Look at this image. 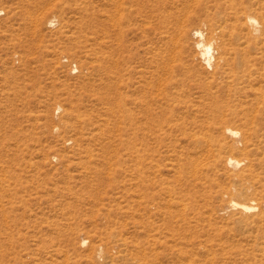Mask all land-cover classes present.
Masks as SVG:
<instances>
[{
  "label": "rangeland",
  "instance_id": "obj_1",
  "mask_svg": "<svg viewBox=\"0 0 264 264\" xmlns=\"http://www.w3.org/2000/svg\"><path fill=\"white\" fill-rule=\"evenodd\" d=\"M243 6L264 29V0H0V264H264V224L229 206L247 186L264 210Z\"/></svg>",
  "mask_w": 264,
  "mask_h": 264
},
{
  "label": "bare ground",
  "instance_id": "obj_2",
  "mask_svg": "<svg viewBox=\"0 0 264 264\" xmlns=\"http://www.w3.org/2000/svg\"><path fill=\"white\" fill-rule=\"evenodd\" d=\"M119 3V1H117ZM121 2V1H120ZM256 3V2H255ZM116 4V3H115ZM117 6V5H116ZM121 6V4H120ZM119 8V7H118ZM244 9L239 10L236 9L235 12L238 13V17L236 18L237 22V28L238 31L236 33V35L234 36L233 34V38L236 39V43L237 45H235L236 47H233V52L235 53V55H233L234 57H236L237 59V63L238 65L242 66V65H247L251 59H249V54H251L252 49H259L260 51H257V53H260V56L262 54V50L261 46H259V43H263L264 41V29L262 26L261 21L259 20V18L254 15L251 12H247V7L243 6ZM123 9V8H122ZM122 12V11H121ZM124 14V13H122ZM118 15V13H117ZM118 18H120V16H116ZM117 18V20H118ZM112 20V19H111ZM114 20V19H113ZM110 21V20H109ZM113 22V21H110ZM205 24V23H204ZM116 25V23L114 24V26ZM206 25V24H205ZM219 27V26H218ZM114 30V29H113ZM182 30V29H181ZM184 30V28H183ZM206 32V31H205ZM171 33V32H170ZM195 33L200 35L201 37H203V30L201 28H197L195 29ZM232 33V32H231ZM165 37V36H164ZM200 37V38H201ZM171 38V37H170ZM198 38V37H197ZM241 39V40H240ZM118 40V39H117ZM214 40V39H213ZM120 44L119 47L121 49L122 43L123 41L119 40ZM173 41V40H172ZM232 42V41H231ZM173 43V42H172ZM197 47L200 49L202 56L205 58L206 63H211L212 58H213V48L215 46H213V41H205L204 39L198 40L197 41ZM218 48L220 49L219 54L217 56V66H220L223 64V62H228L229 58L228 55L229 53H232V51H229V48L227 47V45H225V43L223 44L218 43ZM119 49V48H118ZM165 53V52H164ZM163 54V53H162ZM156 56V55H155ZM151 57V56H150ZM163 57V56H162ZM161 57V58H162ZM248 61V63H247ZM108 62V61H107ZM165 62V60H164ZM169 63V62H168ZM118 64V63H117ZM213 64V63H212ZM165 65V64H164ZM170 66V64H169ZM208 66V65H207ZM106 67H110L109 65H107ZM216 69V67H214ZM248 68V67H247ZM246 68V69H247ZM170 69V68H169ZM109 70H111V68H109ZM244 70V69H243ZM216 71V70H215ZM213 72V70H212ZM260 73V72H259ZM214 74V73H213ZM217 74V73H216ZM241 78V77H240ZM239 78V79H240ZM246 77H244L245 79ZM237 79V78H236ZM247 79V78H246ZM249 79V78H248ZM236 88V87H235ZM260 88V87H259ZM264 96V95H263ZM113 99V98H112ZM117 102V101H116ZM120 102V101H119ZM115 103V102H114ZM123 104V103H122ZM60 108V107H59ZM255 117V116H254ZM220 125V124H219ZM224 125V124H223ZM225 126V125H224ZM228 126V125H227ZM213 128V127H212ZM222 128V127H221ZM224 129V128H223ZM210 131V130H209ZM227 131L234 134L237 131H235L233 128L231 127H227ZM211 132V131H210ZM213 132V131H212ZM239 132V131H238ZM192 133V132H191ZM194 133V132H193ZM192 133V135H193ZM199 133V132H198ZM197 133V134H198ZM240 133V132H239ZM200 134V133H199ZM203 134V132H202ZM189 136V135H188ZM205 136V135H204ZM206 136H209L208 134ZM192 137V136H190ZM203 138V137H202ZM206 138V137H205ZM210 138V136H209ZM222 140V139H221ZM191 141H195V140H191ZM200 141V140H199ZM206 141V140H204ZM210 141V140H208ZM207 142V141H206ZM211 143V142H209ZM222 143V141H221ZM208 144V143H207ZM224 144V143H223ZM231 144V143H229ZM237 144V143H236ZM204 146V144H203ZM207 145V149H208ZM243 147V146H240ZM248 147V144H245V148ZM196 148V147H195ZM213 148V147H212ZM231 148V147H230ZM212 150V149H211ZM229 150V149H228ZM194 151V150H193ZM201 151V150H200ZM242 151V150H241ZM198 152V150H197ZM203 152V149H202ZM201 152V153H202ZM208 152V151H207ZM246 152V151H245ZM200 153V154H201ZM213 153V151H212ZM232 153V152H231ZM207 154V153H205ZM204 154V155H205ZM214 154V153H213ZM208 155V154H207ZM210 155V153H209ZM208 155V156H209ZM197 156V155H196ZM215 156V155H214ZM225 156V155H224ZM227 157V156H226ZM224 158V157H223ZM202 162V161H201ZM200 162V163H201ZM212 162V161H211ZM227 162L229 164H231L232 166H234L235 168L240 164L241 160L239 158H236L232 155H230L227 159ZM244 162V161H242ZM241 162V163H242ZM249 162V161H248ZM195 164V163H194ZM198 164V162H197ZM196 164V165H197ZM195 165V166H196ZM178 166V165H177ZM201 166V165H200ZM230 167V166H229ZM252 167V166H251ZM177 169V168H176ZM240 169V168H238ZM242 169V168H241ZM195 171V170H194ZM246 171V170H245ZM248 182V181H247ZM231 183V182H230ZM230 185V184H229ZM249 187L244 186L241 187L238 191V197H232L229 201V206L232 208H235L238 210L239 213V217L238 220L241 221L244 224H250L251 222H256V223H262L264 224V210L260 209V201H258V197L253 196V194L249 191ZM169 202V201H168ZM170 203V202H169ZM185 205V204H184ZM255 236V235H254ZM212 262V261H211ZM189 264V263H188Z\"/></svg>",
  "mask_w": 264,
  "mask_h": 264
}]
</instances>
